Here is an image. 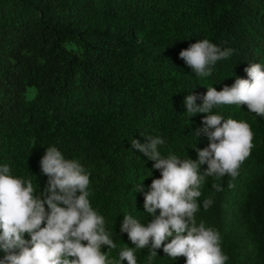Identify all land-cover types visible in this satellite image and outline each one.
I'll return each mask as SVG.
<instances>
[{"label": "trees", "instance_id": "1", "mask_svg": "<svg viewBox=\"0 0 264 264\" xmlns=\"http://www.w3.org/2000/svg\"><path fill=\"white\" fill-rule=\"evenodd\" d=\"M205 38L234 51L199 78L179 52ZM257 62L264 64V0H0V164L43 191L46 147L78 159L111 237L133 246L120 233L124 214L149 219L137 190L161 173L130 141L159 135L164 154L196 159L192 147L208 141L193 133L206 114L188 118L184 97L231 86ZM213 111L247 120L254 147L234 180L206 178L199 199L214 203L198 220L220 231L227 264H264V119L246 105ZM157 253L152 264H185ZM147 254L137 251L138 264Z\"/></svg>", "mask_w": 264, "mask_h": 264}, {"label": "clouds", "instance_id": "2", "mask_svg": "<svg viewBox=\"0 0 264 264\" xmlns=\"http://www.w3.org/2000/svg\"><path fill=\"white\" fill-rule=\"evenodd\" d=\"M233 51L205 38L181 50L179 57L195 76L208 78L217 62ZM244 71L246 78L235 76L231 86L217 90L209 85L202 95L190 92L184 97L188 118L206 114L193 133L208 141L206 147H192L196 159L171 151L164 154L166 140L159 135L130 141L161 173L147 191L143 183L137 190L144 194L143 209L149 219L142 222L124 214L120 233H126L133 246H120L111 237L104 215L90 201L91 174L78 159L67 158L56 146L46 147L39 161L47 176L43 191L31 179L15 175L9 164H0V264H138L136 253L145 248L147 264H152L161 248L172 259L185 257V264H227L220 231L198 220L201 208L207 211L214 201L199 198L206 178L234 180L254 147L247 120L224 118L213 110L246 105L249 113L264 119V64L249 63ZM213 187L222 190L219 183ZM114 249H118L115 257L110 255Z\"/></svg>", "mask_w": 264, "mask_h": 264}]
</instances>
